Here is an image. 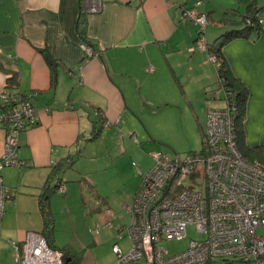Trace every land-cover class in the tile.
Returning a JSON list of instances; mask_svg holds the SVG:
<instances>
[{
    "label": "crops",
    "instance_id": "obj_1",
    "mask_svg": "<svg viewBox=\"0 0 264 264\" xmlns=\"http://www.w3.org/2000/svg\"><path fill=\"white\" fill-rule=\"evenodd\" d=\"M194 1L0 0V93L28 95L38 115L37 123L18 135L16 157L22 166L0 169L11 195L0 217V264H20L12 243L43 231L38 196L52 170L50 180L64 182L62 172L68 169L70 177L81 175L78 165L86 155L95 153L92 161L104 157L107 167L117 168L126 151L140 150L150 158L148 164L146 157L138 160L143 174L153 165L152 155L161 152L158 133L183 134L194 127L203 132L206 110L225 106L211 53L197 45V26L182 19V8ZM200 1L198 11L208 17L207 45L220 26L225 29L213 42L231 27L223 19H240L247 12L248 0ZM253 3L262 7L264 18V2ZM83 37L96 55L85 56ZM221 52L231 75L247 90L244 145L257 147L249 155L264 164V33L231 38ZM5 130L0 125V160ZM132 177L122 200L126 210L141 182L138 172ZM95 197L93 211L110 208L105 194L96 191Z\"/></svg>",
    "mask_w": 264,
    "mask_h": 264
},
{
    "label": "built area",
    "instance_id": "obj_2",
    "mask_svg": "<svg viewBox=\"0 0 264 264\" xmlns=\"http://www.w3.org/2000/svg\"><path fill=\"white\" fill-rule=\"evenodd\" d=\"M200 0L182 8V19L197 26L196 43L207 51L204 30L205 13L198 11ZM264 33V18L247 19ZM86 57L96 50L80 43ZM209 60L218 68L213 54ZM151 70H153L151 68ZM225 106L208 108L203 123L202 148L198 152L172 156L156 152L153 165L142 174L141 184L127 212L128 226L118 228L117 239L125 232L130 248L124 251L118 240L112 246L116 260L112 264H264V164L249 160L239 151L235 127V96L217 79ZM0 125L5 127V165L22 166L16 157L18 135L38 121L37 110L28 95L0 93ZM137 168V167H136ZM57 191L65 185L57 180ZM8 198L0 177V217ZM109 209L105 215H109ZM105 226L111 227L107 220ZM193 227L201 239H190L187 248L170 255L161 245L164 240L181 239ZM97 235L99 230H91ZM20 264H73L64 254L52 248L37 232H28L21 244L12 243Z\"/></svg>",
    "mask_w": 264,
    "mask_h": 264
},
{
    "label": "rangeland",
    "instance_id": "obj_3",
    "mask_svg": "<svg viewBox=\"0 0 264 264\" xmlns=\"http://www.w3.org/2000/svg\"><path fill=\"white\" fill-rule=\"evenodd\" d=\"M217 1L230 4L231 2L238 3L237 0ZM261 2H264V0H261ZM209 22L211 23L209 27L213 28V22ZM220 27L224 31L225 28ZM222 31H219L217 35ZM213 39L208 43L211 44ZM180 125H182V121L177 122V126L180 127ZM158 136L163 140L158 141L155 139L158 150L170 156L174 153L183 155L189 151L198 152L202 148V133L196 127L192 131L189 129V132L185 130L183 134L180 132L175 133L171 129L170 131L158 133ZM92 155L96 154L84 156L81 164L78 165L80 166V176L77 174L76 177H70L69 175L72 172L68 168H66L67 171H64L67 174L62 172V179L64 180L62 183H64L67 190L64 193L54 191L51 194L50 211L53 218V227L49 233L55 248H68L69 252L78 260V264H112L116 260V256L112 252V246L118 240V228L128 226L131 222V217L123 206L122 200L129 194L128 190L133 179L132 172L136 175L137 169H141L138 160L140 161L146 157L148 164V161H150L149 152L135 150L130 155L126 151L119 157L121 159L118 160L117 168L116 166L107 167L104 157H96L92 161ZM142 155L144 156L142 157ZM136 165H138V168H136ZM72 169H75V166ZM120 172H122L121 177H118ZM140 179L142 180V177ZM96 191L102 193V195L105 194L107 197L108 206L110 207V213L107 216L105 215L106 208L101 212L93 211L96 203ZM107 220L111 221V227L105 226ZM97 229L99 233L97 235L92 234L91 230ZM201 238L202 236L190 226L187 228V234L184 238L164 240L161 245L170 255H173L184 251L190 239ZM118 244L124 251L129 250L130 239L125 232L122 238L118 240Z\"/></svg>",
    "mask_w": 264,
    "mask_h": 264
},
{
    "label": "trees",
    "instance_id": "obj_4",
    "mask_svg": "<svg viewBox=\"0 0 264 264\" xmlns=\"http://www.w3.org/2000/svg\"><path fill=\"white\" fill-rule=\"evenodd\" d=\"M245 1V0H244ZM254 0H248L246 3V14L242 16L240 19H223L224 23H229L231 27H229L227 30H225L224 33L219 35L213 43L210 45L206 44L207 51L210 52L215 56L216 61L219 63L218 68H217V75H218V80L220 83L224 84L226 88L228 89V95L229 94H234L235 96V127H236V135H237V143H238V148L242 156L249 160H254L252 158L251 153L253 152L257 147H246L243 142V130H242V121L244 118V108H245V100L247 96V90L245 89L244 85L237 81L235 79L229 69L225 66V61L222 57V52H221V47L223 44L227 41H229L231 38L240 36V37H248L252 32L259 34L261 31L255 27H252L251 25L246 24L247 19H251L254 22H258V18H262L260 15L262 7H257L254 3ZM207 16V15H206ZM208 19V17H207ZM82 42H85L88 44V41L85 40V38H82ZM51 70H52V83L55 82V66L56 63L54 61H51ZM202 132V130H201ZM202 137H203V132H202ZM257 150V149H256ZM55 171L52 170V174ZM51 174V176H52ZM49 177L46 181V184L42 187L41 193L38 196V202H39V207L41 210V213L43 215V231L41 232V235L46 239L47 243L49 246L52 248H55V246L52 244V239L50 236V231L52 230L53 227V218L52 214L50 211V205H49V198L52 194V192L57 191V185L53 184V179L50 180L52 177ZM60 181V180H59ZM4 185V184H3ZM5 186V185H4ZM7 188V187H6ZM8 192V198L11 197L9 194V190L7 188ZM7 198V199H8ZM60 251L63 252L64 254V261L67 263H73V264H78V260L75 259V256L71 254L68 250V248H62L59 249Z\"/></svg>",
    "mask_w": 264,
    "mask_h": 264
}]
</instances>
